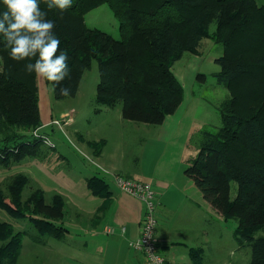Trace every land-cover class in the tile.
<instances>
[{
    "label": "trees",
    "instance_id": "1",
    "mask_svg": "<svg viewBox=\"0 0 264 264\" xmlns=\"http://www.w3.org/2000/svg\"><path fill=\"white\" fill-rule=\"evenodd\" d=\"M47 4L40 0V8L56 21L54 32L69 65V75L54 87L55 98L75 97L85 72L97 60L96 103L107 108L122 103L125 120L150 125H162L183 102L173 65L186 52L200 48L211 24H217L220 34L233 32L225 46L238 42L239 49L217 60L221 71L215 74L233 97L221 105L222 127L203 132L199 153L185 175L218 214L237 221L236 238L251 246V264H264V118L258 107L264 105V5L255 0H73L70 8L60 10ZM103 4L119 20V40L85 25L86 14ZM9 53L10 46L0 39V166L6 169L36 155L41 143L28 135L44 125L38 77L25 70L38 55L17 61ZM251 73L259 79L245 84L246 92L232 88ZM198 78L204 80L205 75ZM62 87L70 94H62ZM252 103L257 106L250 113ZM244 110L246 115L239 114ZM28 183L29 177L20 175L9 183L8 195L0 187V210L33 221L38 232L31 236L34 243H42L44 236L63 238L67 230L57 222L66 216L65 200L55 195L47 204L38 189L23 203ZM232 183L238 186L233 199ZM87 186L110 200V186L103 177L87 179ZM259 232L263 234L257 236ZM25 236L28 233L0 221V264H18ZM191 257V264H204L202 250H193Z\"/></svg>",
    "mask_w": 264,
    "mask_h": 264
},
{
    "label": "rangeland",
    "instance_id": "2",
    "mask_svg": "<svg viewBox=\"0 0 264 264\" xmlns=\"http://www.w3.org/2000/svg\"><path fill=\"white\" fill-rule=\"evenodd\" d=\"M255 1L258 6L264 5V0ZM85 25L88 29H99L115 39H121L119 20L108 4L87 13ZM234 25L232 23L231 26ZM230 33L233 32L228 30L220 34L217 24H211L209 34L202 40L200 48L195 52H186L173 65V72L183 88V102L176 114L182 118L180 130L171 140L159 138V125L125 120L122 103L113 108L100 107L96 103L100 81L97 60H93L91 68L85 72L75 97L57 100L53 84L37 75L41 117L45 121L49 116H54L43 124L64 118L66 125L63 128L49 126L43 130L54 142L55 148L41 143L36 155L16 162L8 169L0 166L1 189L8 195L9 183L17 176L26 175L29 183L23 191V203L38 189L43 191L47 204L52 203L55 195H60L65 200L66 222H69L74 219L75 212H81L82 209L87 213L98 200L86 186L87 179L93 176L107 179L113 190L117 187L111 180L115 174L138 181L148 178L168 180L173 183L166 195L172 210L169 226H180L181 231H187L186 245L203 248V263L251 264V246L248 243L241 245L236 238L237 221L218 214L203 200L202 191L185 175L186 168L199 153L203 132H217L222 127L221 105L233 97L230 87L219 84L215 77L221 71L217 60L236 55L234 51L239 49L238 42L225 46V39ZM199 75H205L204 80L199 79ZM258 79L251 73L234 83L232 88L237 87L246 92L244 85ZM255 106L252 103L247 111L251 113L256 109ZM258 107L264 118V105ZM247 111L239 114L246 115ZM28 136L30 138V133ZM184 181L189 183L185 184ZM237 189V184L232 183V199ZM179 190H185L200 206L194 209L192 205L184 204L183 194ZM0 221L12 224L17 232L28 233L24 237V248L34 243L31 236L38 232L29 218H15L0 210ZM158 221L160 226V215ZM261 234L259 232L257 236ZM181 247L178 246L173 254L176 255ZM167 256L169 264L174 263L175 259ZM26 260L27 252L24 251V257L20 256L18 264Z\"/></svg>",
    "mask_w": 264,
    "mask_h": 264
},
{
    "label": "crops",
    "instance_id": "3",
    "mask_svg": "<svg viewBox=\"0 0 264 264\" xmlns=\"http://www.w3.org/2000/svg\"><path fill=\"white\" fill-rule=\"evenodd\" d=\"M177 112L178 110L175 114L168 116L162 125L157 126L159 138L171 140L178 135L182 118L177 117ZM52 118L54 116L51 115L43 121L41 117L42 123H46ZM105 180L110 186L112 195L110 200L106 201V198L94 195L86 183L91 195L98 198L97 203L95 202L87 213L82 209L81 212H75L74 219L69 222H66V216L62 221L57 222L67 230L63 238H44L42 243H33L25 247L26 249L23 245L22 258L24 251L27 252V260L23 264H142L143 255L132 249L130 242L136 240L140 235L144 206L139 199L123 193L116 186V190H113L109 181ZM111 180L115 185L113 177ZM146 182L151 183L156 192V214L157 217L160 215L162 220L161 225L158 224L157 236L160 241V249L166 256L168 264L167 255L175 259L174 263L170 264H181L180 262L183 261H189L188 263L191 264L193 261L191 252L203 250V248L198 249L186 245L187 231H181L180 226L177 228L169 226L172 210L170 202L166 200V195L170 192L173 183L157 178H148ZM184 182L185 184L189 183L188 181ZM181 192L183 203L197 209L199 204L194 202L195 200L191 199L185 190L180 191V194ZM173 246L175 248L172 250ZM178 246H182V249L174 255L173 251Z\"/></svg>",
    "mask_w": 264,
    "mask_h": 264
},
{
    "label": "clouds",
    "instance_id": "4",
    "mask_svg": "<svg viewBox=\"0 0 264 264\" xmlns=\"http://www.w3.org/2000/svg\"><path fill=\"white\" fill-rule=\"evenodd\" d=\"M5 10L0 11V39L10 46L12 59L29 61L25 70L35 73L55 87L69 75L68 56L60 50V40L54 32L56 21L40 8V0H3ZM73 0H48L49 9L67 10ZM64 95L68 88H61Z\"/></svg>",
    "mask_w": 264,
    "mask_h": 264
},
{
    "label": "built area",
    "instance_id": "5",
    "mask_svg": "<svg viewBox=\"0 0 264 264\" xmlns=\"http://www.w3.org/2000/svg\"><path fill=\"white\" fill-rule=\"evenodd\" d=\"M65 125L64 118L53 119L51 123L31 131L30 136L48 147L55 148L56 145L43 130L49 126L63 128ZM113 180L119 190L139 199L144 206L140 235L136 240L130 242V247L143 255L142 264H168L166 256L160 249V241L157 236L159 224L156 214L157 196L152 184L118 174L113 175Z\"/></svg>",
    "mask_w": 264,
    "mask_h": 264
}]
</instances>
